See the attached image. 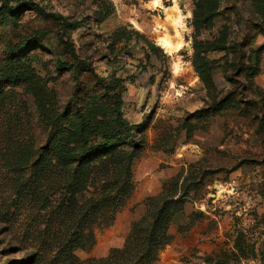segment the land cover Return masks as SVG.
Wrapping results in <instances>:
<instances>
[{"label":"rangeland","instance_id":"rangeland-1","mask_svg":"<svg viewBox=\"0 0 264 264\" xmlns=\"http://www.w3.org/2000/svg\"><path fill=\"white\" fill-rule=\"evenodd\" d=\"M162 3L0 0V264H21L30 255L38 264L52 261L56 245L46 237L43 190L31 186V165L44 140L38 104L65 105L74 93L86 99L98 91L99 78L121 80L124 115L144 130L146 146L134 160L131 195L111 225L93 226L95 241L75 252L78 260L105 258L121 247L148 199L165 183L188 178L199 186L170 226L155 264H264V126L257 106L264 99V18L255 0H219L212 24L197 29V0ZM175 8L181 29L172 22ZM165 35L183 47L166 53L158 45ZM221 42L226 51L205 53L216 64L209 89L193 65L196 48ZM22 44L30 49L15 57ZM75 56L76 75L59 70L74 67ZM257 65L248 82L247 69ZM215 98L230 103L200 119ZM218 224L220 243L212 234ZM198 236L208 241V251Z\"/></svg>","mask_w":264,"mask_h":264},{"label":"trees","instance_id":"trees-1","mask_svg":"<svg viewBox=\"0 0 264 264\" xmlns=\"http://www.w3.org/2000/svg\"><path fill=\"white\" fill-rule=\"evenodd\" d=\"M255 6L264 18V0H255ZM218 9L219 0H197L195 27H209L218 16ZM29 49V44H22L13 55L20 57ZM196 49L195 71L210 89L214 86L212 75L216 64L208 60L205 53L226 51L227 46L221 42ZM79 64L75 56L74 67L61 64L59 70H71L76 75ZM83 66L91 70L87 64ZM247 71L249 82L250 77L258 73V65ZM97 81L98 91L86 99L74 93L65 105L38 104L44 140L31 165V186L43 190L40 203L45 206L49 227L46 237L53 238L52 243L56 245L49 264H155L169 242L170 226L182 215L190 192L199 186L197 182L183 178L165 183L159 195L148 199L145 214L134 221L124 245L110 250L107 257L81 262L75 255L77 250L87 249L94 243L93 226L111 225L115 213L131 195L134 160L146 146L144 130L124 115L121 80L99 78ZM7 82L14 85L16 78L9 76ZM3 91L0 85V95ZM259 99L257 106L264 126V99ZM229 103L215 98L213 107L199 112L200 119L218 115L217 106ZM56 226L58 230L54 231ZM39 261L37 255H30L21 264H38Z\"/></svg>","mask_w":264,"mask_h":264},{"label":"bare ground","instance_id":"bare-ground-1","mask_svg":"<svg viewBox=\"0 0 264 264\" xmlns=\"http://www.w3.org/2000/svg\"><path fill=\"white\" fill-rule=\"evenodd\" d=\"M152 4L155 8H162L163 7L162 0H152ZM175 10L178 11V13L174 15L172 22L176 26V29L177 28L181 29L182 28V24H181L182 17L180 15V11L176 8H175ZM177 32H179V31H177ZM158 45L161 48H163L164 50H166V53L173 54L174 52L179 51L183 47V42L179 41L177 44H173L171 42L170 38L167 35H165V36L160 37V39L158 40ZM177 68H178V66H177Z\"/></svg>","mask_w":264,"mask_h":264},{"label":"crops","instance_id":"crops-1","mask_svg":"<svg viewBox=\"0 0 264 264\" xmlns=\"http://www.w3.org/2000/svg\"><path fill=\"white\" fill-rule=\"evenodd\" d=\"M206 140V139H205ZM207 142H208V145H211V143H210V141L209 140H207ZM226 184V183H225ZM228 184V183H227ZM229 185V184H228ZM221 187H223V185L221 184ZM192 212H193V210H192ZM191 211L189 212V214H191L192 213ZM223 232H224V230H223V228H222V226H221V224H218L216 227H215V229H214V231L212 232V234H213V236L214 237H219V239L217 240L219 243L222 241V237H223ZM204 237H201V236H198V241H200V239H201V243L200 242H198V243H200L202 246H203V249H204V251H208V247H207V245H208V241L207 240H205V239H203ZM126 240V239H125ZM123 242H125V241H123ZM190 244H191V242H190V240L187 238L186 240H185V243H184V246H186L187 248H189L190 247ZM123 245H124V243H123ZM122 245V246H123ZM121 246V247H122ZM117 248H120V247H117Z\"/></svg>","mask_w":264,"mask_h":264},{"label":"water","instance_id":"water-1","mask_svg":"<svg viewBox=\"0 0 264 264\" xmlns=\"http://www.w3.org/2000/svg\"><path fill=\"white\" fill-rule=\"evenodd\" d=\"M166 52V50H164Z\"/></svg>","mask_w":264,"mask_h":264}]
</instances>
